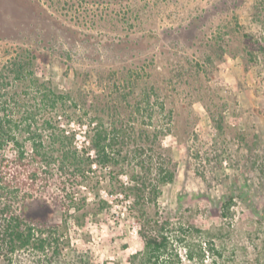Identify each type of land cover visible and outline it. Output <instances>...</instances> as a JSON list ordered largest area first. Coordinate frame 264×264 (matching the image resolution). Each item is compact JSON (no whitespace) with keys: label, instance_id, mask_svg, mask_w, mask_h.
<instances>
[{"label":"rangeland","instance_id":"rangeland-1","mask_svg":"<svg viewBox=\"0 0 264 264\" xmlns=\"http://www.w3.org/2000/svg\"><path fill=\"white\" fill-rule=\"evenodd\" d=\"M251 2L0 0V58L32 50L38 76L57 90L93 104L113 101L115 83L126 87L125 79L137 80V93L145 84L161 87L166 111L131 122L137 130L159 126L161 137L145 151L138 146L149 144L147 137L127 139L122 162L132 172L142 158L173 155L176 179L162 186L159 212L193 227L194 243L213 247L187 264H264V115L255 109L264 96V77L247 63L236 30L237 16L248 23ZM211 107L224 116L222 132ZM78 121L72 128L80 144L86 137ZM120 178L127 180L125 174ZM101 184L99 195L83 188L86 204L72 210L67 223L52 203L34 202L30 215L62 224L67 261L77 250L99 264H128L143 247L140 224L123 198L109 192L108 179ZM102 199L110 207L101 209ZM149 209L156 211L152 204ZM41 259L25 251L14 261L0 257V264H42Z\"/></svg>","mask_w":264,"mask_h":264},{"label":"trees","instance_id":"trees-1","mask_svg":"<svg viewBox=\"0 0 264 264\" xmlns=\"http://www.w3.org/2000/svg\"><path fill=\"white\" fill-rule=\"evenodd\" d=\"M249 12L248 23L236 17V30L247 63L264 77V0H252ZM37 61L38 56L27 48L0 58V257L14 261L20 253L30 251L42 256V264H99L77 250L71 262L67 261L62 255V224L33 218L30 208L38 201L52 203L62 210L67 223L71 211L86 204L83 188L97 190L99 195L105 178L113 188L109 192L123 198L140 224L143 247L128 257V264H187V260L203 258L213 247L206 246V241L194 243L190 239L193 227L159 212L162 186L176 179L173 155L168 151L163 160L151 155L142 158L136 164L139 170L132 172L122 162L127 139L137 134L147 137L149 144H138V150L145 151L152 150L150 144L161 137L163 128L159 126L150 130L140 125L137 130L131 125L139 121L138 116L153 119L166 111L161 87L145 84L137 93V80L125 79L126 87L115 83L118 95L113 101L87 104L72 91L57 90L41 79ZM255 109L264 115V96ZM209 110L222 132L223 114L217 107ZM168 113L172 116L171 110ZM84 117L89 120L85 122ZM75 121L85 127L86 141L80 144L72 128ZM123 174L127 180L120 178ZM150 204L156 207L154 214ZM100 206L110 207L109 200L102 199Z\"/></svg>","mask_w":264,"mask_h":264}]
</instances>
